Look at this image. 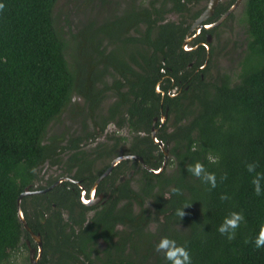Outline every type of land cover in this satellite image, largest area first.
Here are the masks:
<instances>
[{
	"label": "trees",
	"instance_id": "obj_1",
	"mask_svg": "<svg viewBox=\"0 0 264 264\" xmlns=\"http://www.w3.org/2000/svg\"><path fill=\"white\" fill-rule=\"evenodd\" d=\"M58 1L0 0V264H15L19 249H29L27 239L37 244L18 216L25 187L40 191L21 199L27 225L41 238L39 264H171L156 251L165 237L188 249L191 264H264V247L254 245L264 226V0L240 4L246 45L235 80L227 73L210 75L215 48L207 40L220 36L234 11L185 50L187 32L209 0H130L124 15L77 33L61 26ZM234 2L220 0L207 21L216 22ZM169 13L179 21L166 20ZM105 41L115 49L107 50ZM111 93L115 100L101 113ZM75 95L87 100L99 127L87 139L111 122L133 136L129 144L125 137H109L113 143L99 145L98 157L79 148L84 136L70 137L60 149L72 150L70 164L77 160V169L71 176L69 165L66 176L90 190L115 157L143 159L117 163L96 188L107 196L96 206L80 200L82 188L73 181L50 189L59 178L38 184L39 167L57 156L56 147L44 143L47 128ZM154 118L156 138L169 150L158 173L165 151L151 136ZM102 157L107 162L92 173ZM196 162L215 173V188L187 171ZM249 163L257 164L255 172H248ZM130 170L132 176L117 184ZM257 174L259 196L252 183ZM233 211L242 212L245 222L229 241L218 228ZM151 222L159 224L155 233Z\"/></svg>",
	"mask_w": 264,
	"mask_h": 264
},
{
	"label": "rangeland",
	"instance_id": "obj_2",
	"mask_svg": "<svg viewBox=\"0 0 264 264\" xmlns=\"http://www.w3.org/2000/svg\"><path fill=\"white\" fill-rule=\"evenodd\" d=\"M140 1V3L146 5L149 0ZM130 7V0H106L105 2H102V0H59L56 9L60 14L61 26H63L64 31L67 30L68 24L71 31L77 33L87 27L89 23L97 26L113 16L120 17L130 10ZM233 14V17L227 21V24L220 27V36L211 37L215 53L212 64L210 65V75L217 76L222 73H227L235 80L240 69L238 61L246 45L245 28L244 26L241 27L238 22V18L242 16V5L238 6ZM166 17V20L179 21L180 19L179 15L174 13H169ZM65 18L68 19L66 20ZM189 42L190 40L184 44V47L187 46ZM104 46L107 50L115 49L114 44L110 41H105ZM110 79V77L107 78V80ZM210 79L212 80V78ZM112 94L113 93L109 94V96L104 98L101 102V113L106 112L109 106L114 102L115 95ZM93 119L90 109L88 108L87 100L81 95H75L59 118L51 122L47 128L44 143L51 145V147H56L55 155L57 156H55V162L47 161L39 167L38 175L40 178L38 184H40V186H44L50 179L65 177L69 165L73 166L70 169V175L72 176L76 173L77 165L75 164L77 160L74 162L72 161L71 164L69 160L72 150L66 149L62 151L60 149L68 145L70 137L77 135H82L84 138L86 137L79 143V148L85 152L91 153V155H95V157H98L96 154L102 149L99 148V145H110L113 143L112 141L110 142L109 137H112L111 139L118 136L125 137L127 144L130 143L133 134L128 127L117 128L113 122L109 123L101 133H97L94 139H92V137L87 139L88 131L92 132L94 128L99 131V127H97ZM166 120L167 118L163 119L162 122L164 123ZM103 159L104 157L96 158L94 164L91 166L92 168H90L92 173L107 162V160L104 161ZM84 170L87 171V168H84ZM85 174H88V172L84 173V175ZM146 206L150 208V210H153V202L151 200L147 201ZM90 214L91 212L89 215ZM158 226V223L151 222L148 229L155 233ZM32 246H34V248L36 247V249L38 248L37 244ZM28 256L29 249L27 250L21 247L16 254L15 264H30L31 260H28ZM150 259L154 260V256Z\"/></svg>",
	"mask_w": 264,
	"mask_h": 264
},
{
	"label": "clouds",
	"instance_id": "obj_3",
	"mask_svg": "<svg viewBox=\"0 0 264 264\" xmlns=\"http://www.w3.org/2000/svg\"><path fill=\"white\" fill-rule=\"evenodd\" d=\"M4 5L0 4V9H3ZM186 47V46H185ZM209 161L211 163H218V158L209 156ZM257 167L256 163H249L247 165V170L249 173L255 172ZM187 171L193 176L200 178L204 183L210 184L211 188L217 186L215 173L208 172L205 166L201 162H196L194 165H188ZM226 178L225 177H222ZM260 174H257L253 178L252 183L255 186L256 195L261 194V180ZM174 192H179L178 188L173 189ZM227 195H222L221 200H227ZM178 215L183 218L185 212L183 210L178 212ZM245 222V217L242 212H231L229 216L225 217L223 223L219 226L218 231L221 235L226 236L229 241L236 238V230L240 227L241 223ZM254 245L257 249L264 247V226L259 230L258 236L255 238ZM157 252H163L165 258L171 261V264H191V255L188 249L182 245H178L177 242L170 238H162L160 242L156 245Z\"/></svg>",
	"mask_w": 264,
	"mask_h": 264
},
{
	"label": "water",
	"instance_id": "obj_4",
	"mask_svg": "<svg viewBox=\"0 0 264 264\" xmlns=\"http://www.w3.org/2000/svg\"><path fill=\"white\" fill-rule=\"evenodd\" d=\"M220 0H209L208 3H207V6L205 8V10L202 12V14L197 18V20L193 23L192 25V28L189 30V33L194 29L196 28L197 26H203L202 22L205 21L206 19H208L210 16L213 15L214 13V10H215V7L217 6V4L219 3ZM242 0H236L234 2V4L213 24L209 25V26H206L207 28L209 27H212L214 25H217L219 24L220 22H222L229 13L233 12L240 4H241ZM189 40V38L186 39L185 41V44L187 43V41ZM207 40L208 42L211 41V35H208L207 37ZM167 118V113L163 114L162 115V120L163 119H166ZM157 118H154L153 120V126H152V129H151V136L152 138L155 140V142L159 143L160 147L162 150L165 151V158H164V161L162 163V166L161 168H159L157 171L155 170L154 172L155 173H158L160 171H162V169H164L167 165V160H168V156H169V150L168 148H165L164 147V143L160 140H158L156 138V131H157V127H155V122H156ZM161 120V123H163ZM139 159L141 162H143V159L141 156H138V155H133V154H123V155H119L117 157H115L112 162H111V165L109 166V168L98 178L96 184L105 176H107L111 170L113 169V167L119 163L120 161L124 160V159ZM133 174L132 171L129 172V174L127 175V177H131ZM125 178V176H121L118 180V182L120 181H123ZM65 179H68V180H73L71 177H62L60 179H58L56 182H55V185L60 183L61 181L65 180ZM78 182V181H77ZM34 192H38L37 190L35 191H32L29 189V187H25V190L19 195L18 199H17V204H18V216L20 217V220H22L25 228L30 232L31 236L34 238V240H36L37 242V245H38V248H30V251H29V254H30V260H31V263L32 264H39V259L41 258V255H42V242H41V238H40V235L39 234H35L31 229L30 227L27 225L26 221H25V218L23 216V212H22V209H21V199L24 195H28V194H32ZM103 196V194H100L97 198V199H100L101 197ZM93 202H95V200H93ZM92 202V203H93ZM39 213H40V218L42 221L45 220V214L44 212L42 211V209H39ZM36 252H37V255H36Z\"/></svg>",
	"mask_w": 264,
	"mask_h": 264
},
{
	"label": "flooded vegetation",
	"instance_id": "obj_5",
	"mask_svg": "<svg viewBox=\"0 0 264 264\" xmlns=\"http://www.w3.org/2000/svg\"><path fill=\"white\" fill-rule=\"evenodd\" d=\"M236 1V0H235ZM234 4V3H233ZM232 4V5H233ZM231 5V6H232ZM230 6V7H231ZM216 8V7H215ZM238 8V7H237ZM236 8V9H237ZM235 9V10H236ZM202 14V13H201ZM214 14V13H213ZM213 16V15H212ZM212 16H210L209 18H211ZM208 18V19H209ZM208 19H206L205 21H203L202 22V24H203V26H197L196 28H194L190 33H189V30L192 28V25H193V23L197 20H195L193 23H192V25H191V27L189 28V30H188V32H187V38H189V40H190V42L194 39V38H197V37H199L200 35H201V32H202V30L203 29H210V28H212V27H209V28H207L206 26H209V25H211V24H213V23H215V21L214 22H208L207 20ZM219 24H221V22L219 23ZM219 24H217V26L219 25ZM214 26H216V25H214ZM206 36H207V34H206ZM211 42V41H210ZM189 44V43H188ZM188 44H187V46L186 47H184L183 46V48L185 49V50H190L192 47H188ZM204 44V46L206 47V49H207V51L210 49V46H209V44H206V42H204L203 43ZM202 67H204V66H202ZM201 67V68H202ZM143 166H145L146 168H148L146 165H144L143 164ZM130 171H132L133 172V170H130ZM129 171V172H130ZM129 172H128V174H129ZM127 174V175H128ZM121 176H123V175H121ZM120 176V177H121ZM66 177V176H65ZM106 177V176H105ZM119 177V178H120ZM104 178V177H103ZM102 178V179H103ZM127 178V176H125V178H124V180ZM128 178H130V177H128ZM73 179V178H72ZM101 179V180H102ZM65 180H68V179H65ZM65 180H63V181H65ZM98 180V179H97ZM97 180H95V182L93 183V185H92V187L90 188V190H86V188L81 184V181H79L78 180V182H77V180H68V181H73V182H75V183H78V184H80V186H81V191H80V200L83 202V203H85L86 205H89V206H96V205H98L100 202H103L104 200L103 199H105L107 196H106V194L104 193V192H97V186H98V184H99V182L101 181H99L97 184H96V182H97ZM123 180V181H124ZM62 182V181H61ZM60 182V183H61ZM120 182H122V181H120ZM120 182H118L117 181V184L118 183H120ZM59 184V183H58ZM55 185V183L53 184V185H51L48 189H50L51 187H53ZM57 185V184H56ZM55 185V186H56ZM38 192H40V191H38ZM35 193V192H34ZM37 193V192H36ZM100 194H103V196L100 198V199H97L96 200V198L100 195ZM93 200H95V202H93ZM93 202V203H92ZM43 211V210H42ZM44 212V211H43ZM45 214V213H44ZM65 215V214H64ZM41 219V218H40ZM45 219H46V214H45ZM45 221V220H44ZM33 238V237H32ZM27 241V245H28V248H29V251H30V248H33L34 246H32V244H31V241L29 240V239H27L26 240ZM37 247H38V245H37ZM36 248V247H35ZM36 255H37V252H36ZM29 259H30V254H29ZM40 260V259H39ZM32 264V263H31Z\"/></svg>",
	"mask_w": 264,
	"mask_h": 264
}]
</instances>
